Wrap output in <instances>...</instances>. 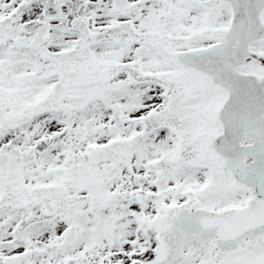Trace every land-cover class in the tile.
<instances>
[{
    "label": "snow or ice",
    "instance_id": "snow-or-ice-1",
    "mask_svg": "<svg viewBox=\"0 0 264 264\" xmlns=\"http://www.w3.org/2000/svg\"><path fill=\"white\" fill-rule=\"evenodd\" d=\"M0 264H264V0H0Z\"/></svg>",
    "mask_w": 264,
    "mask_h": 264
}]
</instances>
